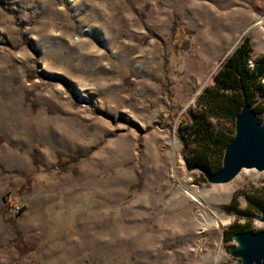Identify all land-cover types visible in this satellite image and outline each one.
Wrapping results in <instances>:
<instances>
[{
    "label": "rangeland",
    "instance_id": "obj_1",
    "mask_svg": "<svg viewBox=\"0 0 264 264\" xmlns=\"http://www.w3.org/2000/svg\"><path fill=\"white\" fill-rule=\"evenodd\" d=\"M247 36L264 0H0V264H243L264 170L211 182L180 132Z\"/></svg>",
    "mask_w": 264,
    "mask_h": 264
},
{
    "label": "trees",
    "instance_id": "obj_2",
    "mask_svg": "<svg viewBox=\"0 0 264 264\" xmlns=\"http://www.w3.org/2000/svg\"><path fill=\"white\" fill-rule=\"evenodd\" d=\"M252 54L251 39L247 36L222 61L213 83L199 94L196 103L200 111L193 114L180 132L184 158L190 168L201 166L211 172L218 171L223 166L227 145L233 138V130L228 126L220 125L213 130L209 114L218 120L230 119L234 124L244 105H251L257 112L260 96H264V54L253 60ZM257 206L259 210H264V198ZM242 231L246 229H225L224 239H233L236 233Z\"/></svg>",
    "mask_w": 264,
    "mask_h": 264
},
{
    "label": "water",
    "instance_id": "obj_3",
    "mask_svg": "<svg viewBox=\"0 0 264 264\" xmlns=\"http://www.w3.org/2000/svg\"><path fill=\"white\" fill-rule=\"evenodd\" d=\"M236 135L227 145L223 166L216 172L196 166L211 182H226L243 168L264 170V126L249 104L244 105L236 118ZM261 219L264 221V210ZM233 255L243 264H264V230L238 232L234 235Z\"/></svg>",
    "mask_w": 264,
    "mask_h": 264
},
{
    "label": "built area",
    "instance_id": "obj_4",
    "mask_svg": "<svg viewBox=\"0 0 264 264\" xmlns=\"http://www.w3.org/2000/svg\"><path fill=\"white\" fill-rule=\"evenodd\" d=\"M235 242V241H234Z\"/></svg>",
    "mask_w": 264,
    "mask_h": 264
},
{
    "label": "crops",
    "instance_id": "obj_5",
    "mask_svg": "<svg viewBox=\"0 0 264 264\" xmlns=\"http://www.w3.org/2000/svg\"><path fill=\"white\" fill-rule=\"evenodd\" d=\"M231 54V53H230Z\"/></svg>",
    "mask_w": 264,
    "mask_h": 264
}]
</instances>
